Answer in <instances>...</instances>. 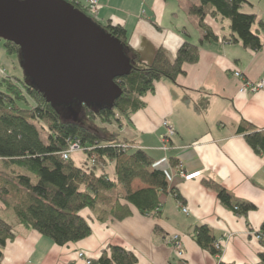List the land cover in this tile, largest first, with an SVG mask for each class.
<instances>
[{
    "label": "crops",
    "instance_id": "1",
    "mask_svg": "<svg viewBox=\"0 0 264 264\" xmlns=\"http://www.w3.org/2000/svg\"><path fill=\"white\" fill-rule=\"evenodd\" d=\"M118 1L99 0L98 20L124 25L130 45L143 63H151L160 47L170 59L184 41L200 48L198 61L185 64V73L175 82L162 78L154 92L143 96L144 107L128 118L135 131L121 125L130 132L124 136L160 161L158 168L167 171L183 202L168 194L159 217L133 208V214L123 220L104 222L84 210L92 218V234L64 246L35 229L19 226L15 238L6 244L0 264H87V259L95 262L110 244L133 251L138 264H182V260L189 264H258L264 250L257 235L264 222V153H257L236 130L243 119L264 128V88L241 92L242 80L234 71L240 69L245 80L264 81V0H247L243 7L257 15L253 29L263 40L258 51L227 42L230 21L219 16L207 17L218 39L200 44L202 31L198 17L189 13L190 0H121L118 4L122 6ZM168 128L174 133L166 143L161 142L160 136ZM172 157L178 160L174 168ZM206 177L253 202L256 209L246 216L236 215L204 185ZM144 186L139 179L133 182L135 189ZM199 224L212 228L222 245L220 256L202 249L193 239ZM156 225L163 234L155 231ZM173 236L180 238L181 257L175 255ZM80 252L84 258L79 257Z\"/></svg>",
    "mask_w": 264,
    "mask_h": 264
},
{
    "label": "trees",
    "instance_id": "2",
    "mask_svg": "<svg viewBox=\"0 0 264 264\" xmlns=\"http://www.w3.org/2000/svg\"><path fill=\"white\" fill-rule=\"evenodd\" d=\"M66 1L92 18L84 8V0ZM190 1L189 13L198 17L202 31L200 44L218 39L207 17L219 16L230 21L227 42L240 43L253 51L263 47L262 36L253 29L257 15L243 11L247 0ZM92 19L121 41L133 65L128 75L115 79L122 94L113 104L84 105L72 116L68 107L47 102L26 74L0 78V259L19 226L35 229L64 246L92 234V218L85 216L84 210H90L96 220L104 222L110 218L123 220L133 214V208L143 215L159 217L168 194L183 202L167 171L153 168L154 157L109 125L121 126L124 118L143 108V96L154 92L160 79L175 82L185 73V64L198 61L199 45L184 41L174 59L160 47L153 61L146 64L131 47L124 25ZM0 41L7 54H21L15 43ZM96 119L106 126L90 127L88 123ZM236 132L243 134L257 153H264V128L243 119ZM76 143L86 156L83 165L77 164L73 152H68ZM170 161L173 168L178 165L176 158ZM136 179L145 186L135 189ZM203 183L238 216L256 209L253 202L237 197L211 177ZM155 231L163 234L159 225ZM257 235L264 248V222ZM192 237L202 249L221 255L222 245L209 225H196ZM259 258L258 264H264V250ZM92 263L138 264V258L124 246L110 244ZM182 264L189 262L182 260Z\"/></svg>",
    "mask_w": 264,
    "mask_h": 264
},
{
    "label": "water",
    "instance_id": "3",
    "mask_svg": "<svg viewBox=\"0 0 264 264\" xmlns=\"http://www.w3.org/2000/svg\"><path fill=\"white\" fill-rule=\"evenodd\" d=\"M0 39L53 106L111 105L133 67L121 41L66 0H0Z\"/></svg>",
    "mask_w": 264,
    "mask_h": 264
},
{
    "label": "built area",
    "instance_id": "4",
    "mask_svg": "<svg viewBox=\"0 0 264 264\" xmlns=\"http://www.w3.org/2000/svg\"><path fill=\"white\" fill-rule=\"evenodd\" d=\"M84 8L86 9L88 14L92 18H98L99 8H100L99 0H84ZM0 72H1V74H3V76L6 75L5 71L1 70V68H0ZM234 76L242 80V84L240 86L241 92H246V91L255 92V91H258V90H261L264 88V81L263 80H258L256 82L245 80L243 72L240 69H237L234 71ZM164 125L168 127V124L166 121L164 122ZM173 133H174V131L171 128H168L167 134L161 135L162 141L166 143L169 136L173 135ZM76 148H78V149L80 148V145L78 143L71 145V148L69 149L68 152L72 153ZM68 152L64 154V157L68 156V154H69ZM183 176L186 178H190L193 176V174H183ZM183 211L188 212L187 207H183ZM171 241H172L173 247L176 250L175 255L177 257H181L183 255V251H182V244H181L180 238L178 236H173L171 238ZM79 257L84 258L85 254L83 252H80ZM87 264H91L90 259H87Z\"/></svg>",
    "mask_w": 264,
    "mask_h": 264
},
{
    "label": "rangeland",
    "instance_id": "5",
    "mask_svg": "<svg viewBox=\"0 0 264 264\" xmlns=\"http://www.w3.org/2000/svg\"><path fill=\"white\" fill-rule=\"evenodd\" d=\"M120 1L116 2L117 5L119 6H122L123 4H118L120 3ZM0 68L1 70H4L6 75L5 76H11V75H17V76H22L24 75V69L22 67V63L20 61V58H19V55L17 54H7L4 46H3V43L0 41ZM3 77V74H1L0 72V78ZM74 109H77V106L75 105L74 106ZM84 115V113H83ZM86 118V117H85ZM87 121V120H85ZM123 124H126L127 126H130L133 131H135V127L133 125H131V123L129 122V119L128 118H124L123 121H122V125ZM88 125L90 127H93V128H97V127H103V126H106V123H104L101 119H96L93 123H88ZM109 128L112 129V130H117V131H120L122 135H126L127 131H124L122 126H118L116 124H110L109 125ZM130 132L127 133V135L129 134ZM161 138V136H160ZM161 142H162V139H161ZM82 147H80L79 149L76 148L74 151H73V158L75 159V161L77 162V164L79 165H83L84 162L86 161V156H85V153L82 152ZM160 161H157L155 163V165L153 166V168H156L158 167ZM46 236V235H45ZM49 237V236H48Z\"/></svg>",
    "mask_w": 264,
    "mask_h": 264
}]
</instances>
